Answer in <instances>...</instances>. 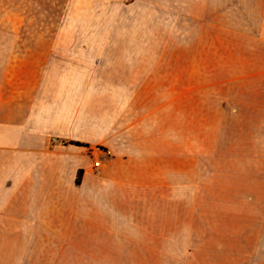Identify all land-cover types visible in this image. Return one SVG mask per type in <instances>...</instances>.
Wrapping results in <instances>:
<instances>
[{
	"label": "rangeland",
	"instance_id": "obj_1",
	"mask_svg": "<svg viewBox=\"0 0 264 264\" xmlns=\"http://www.w3.org/2000/svg\"><path fill=\"white\" fill-rule=\"evenodd\" d=\"M8 2L9 37L72 39L46 149L79 142L80 181L126 189L104 264H264V0Z\"/></svg>",
	"mask_w": 264,
	"mask_h": 264
},
{
	"label": "crops",
	"instance_id": "obj_2",
	"mask_svg": "<svg viewBox=\"0 0 264 264\" xmlns=\"http://www.w3.org/2000/svg\"><path fill=\"white\" fill-rule=\"evenodd\" d=\"M8 4L0 0V131L15 148L11 158L0 157V264L120 261L105 241L120 237V228L105 215L116 214L126 189L76 182L80 169L86 176L79 146L46 149L48 136L71 129L58 103L80 82L72 39L9 37Z\"/></svg>",
	"mask_w": 264,
	"mask_h": 264
},
{
	"label": "built area",
	"instance_id": "obj_3",
	"mask_svg": "<svg viewBox=\"0 0 264 264\" xmlns=\"http://www.w3.org/2000/svg\"><path fill=\"white\" fill-rule=\"evenodd\" d=\"M102 161L100 159H96L91 164V169L95 174H99L102 169Z\"/></svg>",
	"mask_w": 264,
	"mask_h": 264
},
{
	"label": "trees",
	"instance_id": "obj_4",
	"mask_svg": "<svg viewBox=\"0 0 264 264\" xmlns=\"http://www.w3.org/2000/svg\"><path fill=\"white\" fill-rule=\"evenodd\" d=\"M73 145H75V146H83L82 144H80L79 142H74V143H72ZM81 176H82V170L80 169L79 171H78V174H77V177H76V182H80V180H81Z\"/></svg>",
	"mask_w": 264,
	"mask_h": 264
}]
</instances>
